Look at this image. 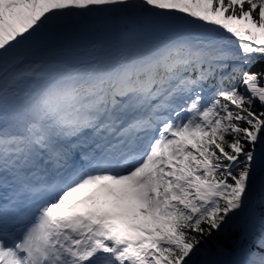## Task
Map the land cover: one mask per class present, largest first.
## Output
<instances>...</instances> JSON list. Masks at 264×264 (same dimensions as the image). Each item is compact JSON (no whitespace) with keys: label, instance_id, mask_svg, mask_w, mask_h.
<instances>
[{"label":"snow or ice","instance_id":"snow-or-ice-1","mask_svg":"<svg viewBox=\"0 0 264 264\" xmlns=\"http://www.w3.org/2000/svg\"><path fill=\"white\" fill-rule=\"evenodd\" d=\"M0 264H264V0H0Z\"/></svg>","mask_w":264,"mask_h":264}]
</instances>
